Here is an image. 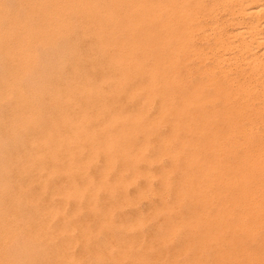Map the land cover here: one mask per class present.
I'll list each match as a JSON object with an SVG mask.
<instances>
[{"label": "bare ground", "instance_id": "1", "mask_svg": "<svg viewBox=\"0 0 264 264\" xmlns=\"http://www.w3.org/2000/svg\"><path fill=\"white\" fill-rule=\"evenodd\" d=\"M206 1L39 0L31 7L47 18L46 29L33 28V21L32 26L21 25L11 16L9 30L0 28V51L15 65L10 78L0 80V103H15L6 137L16 141L22 134L30 139L27 162L16 160L19 172L29 177V194L34 183L42 194L50 190L49 179L61 170L82 171V184L73 181L57 187L56 193L80 203L89 193L98 230L110 232L113 240L114 212L122 202L117 205L114 200L110 173H116L124 189L144 178L148 187L137 196L144 200L147 192L157 191L148 185L154 177L149 166L164 158L169 161L160 172L157 168L159 173L153 172L162 183L161 205L120 225L133 231L163 216L159 233L147 247L153 254L135 253L143 239L138 234V240L130 236L119 255L110 257L111 264H264V0H213L211 5ZM221 13L227 18L221 20ZM69 14L79 19V34ZM64 28L68 37L74 33L69 40L93 38V43L86 54L77 45L68 47L74 62L70 86L56 85L54 110H46L41 101H34L41 98L38 90L21 84L38 61L32 47L61 38ZM99 158L103 164L92 178L88 172ZM142 163L150 165L143 170ZM102 190L112 199L103 208L98 197ZM46 211L50 217L62 209L51 206ZM38 226L29 229V235L47 244L69 230L66 226L53 232L48 219ZM81 230L87 246L92 233L84 226ZM7 233L5 241L11 238ZM64 243L58 264H71L74 259L68 252L74 243ZM1 256L0 264L19 259L14 263ZM94 256L98 262L97 252Z\"/></svg>", "mask_w": 264, "mask_h": 264}, {"label": "rangeland", "instance_id": "2", "mask_svg": "<svg viewBox=\"0 0 264 264\" xmlns=\"http://www.w3.org/2000/svg\"><path fill=\"white\" fill-rule=\"evenodd\" d=\"M206 2H207L208 5H211L213 3V0H211V1L207 0ZM38 3H39V0H20V1L19 0H0V13H1L0 15L2 16V14L4 15V13H5V15L3 16L4 18L2 20H0V28L2 29V31H8L9 30L8 29L9 28V23L7 21H9L10 18L16 19V21L19 24H21V25H24L27 22V23H30V25L32 26V24L34 23L32 27L37 29V30L39 29L38 27H40V26H41L42 29H46V27H47L46 24H47L48 20H47V18H45L44 15H42V13H40L42 11H40V10H35L36 12L32 11L33 5H38ZM19 7H20V9H19ZM34 13L37 14V16ZM224 14L225 13H223V14L221 13L219 15L221 17L220 18L221 20H223V18L224 19L227 18V15L225 14L226 15V17H225ZM29 16H30V18L28 19ZM68 18H69L71 23H75L74 26L75 25L77 26L76 27V33L79 34L80 33V30H79V19L76 17V15H72V14H69ZM26 19H28V20H26ZM32 21H33V23H32ZM4 23H5V25H4ZM36 24H37V26H36ZM1 25L2 26L4 25V26L2 27ZM67 29L64 28L63 29V31H64L63 32V36H61V38L59 37V38L54 39V41L51 42L49 45H47V46L39 45V46H33L32 47V50L34 51V53L36 52L35 55L38 58V61H36L35 62L36 64H34V66H32L33 68L32 67L30 68V71H29L30 76H26L25 79L23 80V83L21 84V86L23 88H26L29 91H31V90H36L37 91L38 90L37 93L41 95V98L40 99H36L34 101L35 102H40L41 101L40 104L41 105L42 104L45 105L46 110H48L49 108L54 110V108H52L53 106L51 104L52 103L51 100H53L56 97L54 95H55V92L58 91V89H56L57 86L58 85L61 86V84L66 86V87L70 86V79L73 76L72 67L71 66L74 65V62H73V59H71L72 57H71L70 52H68V47L73 46V45H77V46L80 47V49L78 51L82 52L83 54H86V53H89V49H90V47H91V45L93 43V40H92L93 38L90 39V40L88 39V40L85 41V40H80V38L75 37L72 40H69L70 37L74 36V33L72 34V32H71L70 36L68 37L69 33H67L68 32ZM209 30H210V26L208 28V31ZM58 39H60V40L58 41ZM53 43H55V46L53 45ZM56 44H58V45L56 46ZM4 54H5L4 52L0 51V80L4 79V78H10V75L15 70V65L13 66V64L10 61V58L5 56ZM37 54H38V56H37ZM39 72H40V74H39ZM29 73H28V75H29ZM30 84H31V86H30ZM1 87L2 86L0 84V89H1ZM42 90H45L46 92L42 93ZM31 99H33V97H31ZM61 101H65V99L64 100L61 99ZM14 106H15V103L13 101H11V100L10 101H4V103H0V121L2 120L1 121L2 124L0 123V153L2 152L0 154V157H2V158H0V167L2 166L1 169H0V172H2V173H0V178H2V180H3V182H0V211H1V213H0V218H1L0 219V240H1L0 241V254H2L1 257L3 258L5 256L8 259H13L14 263L17 260L15 257L19 258L15 264H18V261L20 259H22V261L21 262L19 261V264H25V263L26 264H33V263L34 264H58L59 252L62 250V248H63V246L65 244L64 243L65 240H68V241L71 240V243L75 244V245L74 244L71 245V248H69V252H68L69 255L73 256V259H74L71 264H111V258L110 257L119 255V253L122 251L123 244H125L127 241L132 239L134 236H135L136 240H138L137 238L140 237V236H141V238H143V239L139 238L138 241L141 242V240H142V242L141 243L139 242V246L137 245L136 250H134L135 253L136 254L140 253V254H144V255H148V256L152 255L153 254V253H151L152 251L148 250L147 247H149L151 245V243H152L151 239L153 238V235L159 233L157 231V228H159L160 223L163 222V219H162L163 216H160L155 221L146 222L140 228H138L136 230H133V231L129 230V229H123V228H121L120 225H127L128 222L130 223L132 220H134L136 218L146 216L145 214H147V212L150 213L149 211H151V209L154 206H158L159 207L161 205L162 201H160V199H161L160 188L162 186V183H161V180L158 179L159 175L155 174V173L158 172V170L160 172L162 167H164L166 165L167 166L169 165L168 159L167 158L162 159L161 160L162 162L160 161L161 163L158 161V163H160L159 165L158 164L154 165V163H152L151 166H149L150 164L149 165L148 164L144 165V163L141 164V168L143 170H144V168L146 169L147 166H149L150 168L152 167L151 168L152 171L149 168H148V171H151L150 174L153 175L154 177H155V175L157 176L155 178L154 177L151 178V180H149L150 184H148V185L152 186V188L154 187L153 189H156L158 191V193L155 194L157 192L156 190H154V191H156V192H154V194L151 193V192H147L146 195H148V196H145L146 199H144V200H143L144 197L142 199L141 198L137 199L138 198L137 197L138 196V191L140 189H143L144 186L148 187L147 186L148 182H146V180L144 178H141V177L138 178L136 183H133L134 185L131 184L128 188L126 187L124 189V187H121L120 185L118 186V184L116 182V179H115L116 178V173H110L109 180H110V182L112 184V187H115L114 188V194H113L114 200H115L117 205L122 202V204H121L122 206L118 205L117 206V210H115V212H114V214H115L114 215V222L116 223L117 227H115L116 229L114 228L115 229L114 232H113L114 238L112 240L110 238L111 235H109V234H111L110 232H108L106 230H103V231H99L98 230L99 217L95 216L93 214L92 209H89V206H88L89 205V199H90V194L89 193H88V195L85 196L83 203H80L79 201H76V199H72V198L67 200L66 199L67 197H64V195L60 196L59 194L56 193L57 187L62 186V185L67 187L73 181H75L78 185L82 184L83 181H84V178L80 175V173L82 171L75 172V173H70L68 171L61 170V171H59V173L52 175L51 178L49 179L48 185L53 189L52 190L51 188H49L52 192L50 190H47L46 192L43 191V194H42V191L40 190V185H38L37 183H34V185H32V187H31V190H29L30 194L28 193V190H26V189H28L27 185L28 186L30 185L29 184L30 183L29 177L26 174H22V173L19 172L20 169H19V165H18L17 161H18V158L21 157L20 160L23 163L27 162L28 155L30 153H32V151H31L32 147H31V144H30V141H29L30 139H29V137H26V136H24L22 134H18L16 136L17 137L16 141H13V139H11L8 135L6 137V132L8 131V128H7L8 120L11 118V113H12L11 110L14 108ZM42 108H44V107H42ZM154 110H155V108H153V111ZM54 114L55 113L53 112L52 115H54ZM44 127H45V125H44ZM17 141H19V142H17ZM3 142H4V144H3ZM13 144H14V146H13ZM2 145H3V147H2ZM2 148L5 151L4 150L2 151ZM16 148H17V150H14ZM17 153H19V154H17ZM9 155L11 156V158H10ZM3 160H4L5 164H3V162H2ZM6 160H8V162ZM10 163L13 164L12 165L13 167L11 166ZM155 163H157V162H155ZM8 164H10V165H8ZM102 164H103V159L99 158L94 163V165L90 168V170L88 172L89 173L88 176H91L92 178L96 177V175L98 173V170L101 168ZM9 166H10V168H9ZM158 167H159V169L157 170ZM6 168H8V170ZM10 169H11V171H10ZM46 171L44 170V173H46ZM153 172H155V173H153ZM17 173L19 174V176L17 175ZM10 176L15 177V178H13V180H12L11 179L12 177L10 178ZM5 177L8 178L7 181H6ZM25 177H26V179H25ZM2 180L0 179V181H2ZM8 181H9V183H8ZM115 183L117 184V186H116ZM5 184H7V185L5 186ZM10 184L11 185L13 184V186H11ZM15 187H17L19 189L15 188ZM34 188H35V190L33 191ZM11 189L14 190V191H12ZM130 190H131V192H130ZM25 191H27V194H25L26 193ZM118 192H120V193H118ZM49 193H51L52 195L49 194ZM13 194H14V197H13ZM35 194H36V197H35ZM135 194H137L136 197H135ZM31 196H33V198H31ZM37 196L40 197V199L37 198ZM50 196H51V198H50ZM52 196H53V199H52ZM153 196H154V198H153ZM98 197H99V205H100L99 207L103 208V207H106V206L111 204V200L112 199H111V195H109L108 192L102 190ZM148 197H149V199H148ZM19 198H20V202L17 201V200H19ZM128 198H129V201L127 200ZM136 199H137V201H136ZM32 201H34V202H32ZM40 201H41V203H40ZM2 202H3V204H2ZM42 202H43V204H42ZM128 202H129V205H128ZM153 202L156 205H154ZM132 204H134V206ZM40 205H42V206H40ZM70 205H71V207H70ZM7 206H8V208H7ZM36 206H37V208H36ZM51 206L56 207V208H61L62 209L61 212H63L62 215H61V212H60V214H56V215L54 214V215L48 217L49 214H48V211H46V210H47V208H49ZM75 206H76V208H75ZM118 207H121V208L118 209ZM38 208L39 209L41 208V210H40L41 215H42V216L40 215L41 217L38 216V212H39ZM63 208H65L66 211H63ZM21 209H23V210H21ZM76 209H79V211L76 210ZM15 210H16V212H15ZM33 212L36 215H34ZM73 214H75V215H73ZM2 217H3V219H2ZM90 217H91V219H90ZM160 218H161V220H160ZM46 219L49 220L50 229L53 232H58V231H60V229L67 228V227H68L69 230L66 231V232H62V234L59 236V238L56 240V242L50 243V244H47V243H44V242H40V241H42V240H39L40 238H34L33 236L31 237L29 235L30 234L29 229H34V228L39 229V226H38L39 221L46 220ZM56 219H60V220H57V225L55 223ZM35 221H37V222H35ZM26 223H28V224H26ZM22 224L23 225L25 224V226H27V225L28 226L25 228V226H23ZM31 225L33 227H31ZM52 225H53V228H52ZM81 226H84V227L88 228V231L92 233L91 237H90V240L88 241L89 243H88L87 246H86V243H85V238H83V235H81L82 234ZM28 227H31V228H28ZM75 227H76V229H75ZM77 227H78V229H77ZM23 229L26 232H24ZM5 231H8L9 233H11V235L9 233H7L9 235V237H11V238L6 240V241L3 238V235H4ZM17 232H19L21 235L19 233L17 234ZM151 232H152V234H151ZM21 239H22V242H21ZM59 239L61 240V242H60ZM122 240H124V241H122ZM25 241L26 242L28 241V242L26 243ZM15 242H16V244H15ZM19 242L21 244H19ZM31 242H33V244ZM58 242L60 244H58ZM23 244H25L24 247H23ZM34 244H35V246H34ZM39 244H40V246H39ZM12 245L13 246L15 245L14 246V250H13ZM18 245H20L21 248ZM111 246H112V248H111ZM39 248H40V250H39ZM113 248H115V249H113ZM21 249H22L23 252L21 251ZM23 249H26V250H23ZM41 249H42V251H41ZM28 250H29V252H28ZM40 251H41V253H40ZM27 252H28V254H27ZM95 252H97V255L99 257V261L98 262L95 260V256H94ZM17 253H19V255L20 254H22V255L19 256ZM23 253H24V256H23ZM6 254L8 256L10 255V258ZM36 254H37V256H35ZM25 257H26V260H24ZM14 258L16 260H14ZM28 259H30V261ZM153 262L156 263L155 260H153ZM127 263H129V262L125 261L122 264H127ZM157 263L161 264L159 262H157Z\"/></svg>", "mask_w": 264, "mask_h": 264}]
</instances>
